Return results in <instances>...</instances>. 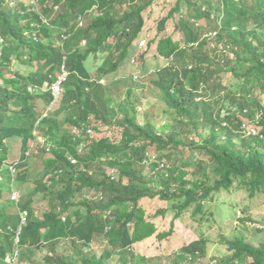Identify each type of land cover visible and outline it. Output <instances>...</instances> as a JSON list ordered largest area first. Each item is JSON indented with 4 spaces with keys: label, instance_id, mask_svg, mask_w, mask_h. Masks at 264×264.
<instances>
[{
    "label": "trees",
    "instance_id": "16d2710c",
    "mask_svg": "<svg viewBox=\"0 0 264 264\" xmlns=\"http://www.w3.org/2000/svg\"><path fill=\"white\" fill-rule=\"evenodd\" d=\"M155 1L0 0V168L5 163L24 166L36 156L44 170L22 202L20 197L11 199L9 170L10 178L0 176V262L18 247L45 248L44 264H109V250L97 260L88 255L96 238L114 251L129 253L132 245L154 235L159 241L170 237L174 222L190 208L196 222L208 223L209 203L234 185L252 199L264 193V105L254 95L258 88L259 95H264V0L252 7L233 0H177L159 21L157 29L163 32L166 23L185 9L176 24L182 43L163 37L156 46L168 64L156 72L154 85L169 114L178 120L176 128L162 134L147 122L141 124L131 106L120 109L122 117L116 119L117 113L110 108L113 99L100 84L128 57L143 31L144 13ZM78 17L89 18L79 30ZM69 33L75 35L71 42L66 39ZM213 41L217 45L212 49ZM99 55L104 56L102 65L93 78L86 63L90 56ZM62 64L68 76L61 85L65 110L61 121L45 109L43 114L35 102L50 106L51 88ZM224 74L237 81L236 88L215 99L218 89L225 88ZM241 118L256 127L257 135H246ZM66 124L71 134L63 132ZM98 125L121 129L120 141L93 139L92 130L98 131ZM199 130L206 136L198 142L183 136H196ZM37 132L49 138L48 146L37 155L25 156ZM8 141L20 143L16 162L7 161ZM152 148L155 153L188 150L190 157L180 159V166L167 163L164 171L155 163L148 164L155 172L147 179L141 171ZM69 156L82 163L84 170L71 164ZM90 163H96L95 170L89 169ZM111 170L116 179L111 178ZM64 175L69 177L64 179ZM15 177L19 184L27 181L24 172ZM46 178L50 184L44 182ZM55 184L61 189L54 193ZM156 186L160 189L155 190ZM87 190L101 198L94 201L93 195L83 193ZM38 193L54 200L42 215L31 208ZM155 198L167 203L155 215L173 216L167 231L158 232L141 204ZM62 241L72 247L70 255H57ZM208 243L202 235L186 243L174 254L173 264H200L207 256ZM225 245L229 256L219 264H264L263 245L254 247L241 237ZM119 260V264H147L145 257L132 253Z\"/></svg>",
    "mask_w": 264,
    "mask_h": 264
},
{
    "label": "rangeland",
    "instance_id": "374dc122",
    "mask_svg": "<svg viewBox=\"0 0 264 264\" xmlns=\"http://www.w3.org/2000/svg\"><path fill=\"white\" fill-rule=\"evenodd\" d=\"M13 1H15V3L18 2V0ZM21 1L28 3V0ZM233 1L237 3L242 1L244 5L252 7L259 0ZM176 2L177 0L155 1V4L144 13L145 22L143 31L133 42L128 57H126L125 61L119 66L116 72L112 74L110 73L100 80V84L106 88L105 92L113 99L110 108L117 113L116 119H121L122 117L120 109L123 107L130 109L129 106H131L134 108L135 113L134 111L133 113L141 124L147 122L153 125L157 133L160 134L172 131L177 127L178 122V120L167 111L166 104L161 98L160 91L154 85L156 72L168 64L167 60L158 55L156 50L157 42L163 37H171L174 41L182 43V33L177 30L176 24L180 14H186L184 13L185 9L182 13H176L174 17L166 23L163 32H159L157 29L159 21L168 15ZM84 22L88 23L89 18L86 19V21L84 19ZM201 25L203 26V24ZM77 30H79V28H77ZM76 33L77 31L75 32V35ZM73 35L74 34L69 33L66 38L68 42H71L74 39L75 35ZM205 36H208V34L205 33ZM138 40L147 41L148 46L146 50L137 48L136 43ZM215 45L217 44L213 41L210 47L213 49ZM79 47L82 50L85 48V42L83 40L80 41ZM103 57L104 56L102 55H99L96 58L90 56L86 63L90 75L93 78L97 75V68L102 65ZM222 78V85L225 88L223 90L218 89L213 96L215 99H217L222 93L228 92L227 90H234L236 88L237 81L234 78L225 74L222 75ZM258 89H254V95L258 96V99L262 102V105H264V95H259ZM35 103L39 111L45 109L46 112L53 114L52 116L57 117L61 121L64 118L65 110L63 108L64 104H62V95L57 101L52 102L50 106H47L40 100H37ZM44 113L45 112H43V114ZM241 120L245 123L246 128H253L254 125H252L247 119L241 118ZM97 128L98 131L92 130L93 139L98 140L101 138H107L116 144L120 141L122 131L118 127L98 125ZM62 130L63 132L67 131L68 134H71L72 131L71 126L68 124H66ZM181 130L182 128L179 127V131ZM63 132H60V134L62 135ZM41 134V132L35 133V140L29 143V146H32L31 154L33 155H37V153L42 152L44 149L43 147L46 148L48 146L47 142L49 141V138L42 136ZM191 134L183 133V136L191 137L195 142H198L201 137L206 136V132H203V130H199L196 136ZM7 146L10 148V155L7 161L9 163L16 162L21 155L19 141H8ZM41 147L43 149H40ZM153 151L152 148L147 153L155 154ZM156 155L171 166L175 164L180 166V159L190 157V152H188V150H180L176 152L167 151L162 153L159 152ZM45 156L47 157L49 154ZM168 157L172 158L171 161L167 159ZM197 157H199L200 160H206L199 155H197ZM42 163L41 159L39 160L35 156L24 166L17 167L19 174L24 172L27 176V181L22 184H19L16 178L13 177V187L20 195V202L25 199L27 191L32 190L34 183L41 179L42 174L44 173ZM144 165L146 166L142 169L141 173H145L146 178L148 179V175L155 171L153 167L148 166V164ZM89 166L90 170H95L96 163H90ZM10 167L9 164L5 163V166L0 168V176L8 178V168L10 169ZM13 173L12 176L15 175V172ZM63 177L64 179H67L69 176L64 175ZM235 186L236 185H234L230 192H222L216 195L215 200L209 203V211L212 213V216H210L208 223L196 222L191 216L193 209L190 208L174 222V232L170 237L164 241H159L154 235L141 243L132 245L129 253L145 257L147 259V264H173L172 261L174 254L180 253L182 247L186 243L196 240L202 235L208 239L209 243L207 256L200 262V264H219L223 257L229 256L225 241H233L236 238L241 237L254 247H259L261 245L264 246V231H261L264 229V193H259L252 199L248 196L247 191L237 189ZM60 187L61 185L58 184L52 186L54 193L60 190ZM175 187L176 185H173V188ZM154 189L159 190L160 186H156ZM83 193H86V195H93L94 201H98V197L93 194L94 192L87 190ZM77 199H81V194L77 196ZM53 203L54 200L48 197V195L38 193L33 198L31 208L35 214L42 215L51 209V204ZM141 204L145 209L146 217L156 225L158 232L167 231L169 229L173 216L170 214H166L165 217L155 215L158 209L167 207L166 202L155 198L152 200H144ZM106 250L111 251L109 264H119V262H122L119 260L120 257H122L123 260L129 257V253L127 252L121 253L109 248L106 241L101 238H96V240H94L90 246V252L88 255L97 260ZM71 251L72 247L69 242L62 241L58 246L57 255H70ZM46 254L47 252L45 248L41 251L30 248H21L19 260L16 264H44L43 257Z\"/></svg>",
    "mask_w": 264,
    "mask_h": 264
},
{
    "label": "clouds",
    "instance_id": "9594fccd",
    "mask_svg": "<svg viewBox=\"0 0 264 264\" xmlns=\"http://www.w3.org/2000/svg\"><path fill=\"white\" fill-rule=\"evenodd\" d=\"M78 20V25H77V28H81L82 26H83V24H84V19H81V18H77ZM80 23H81V25H80ZM76 28V29H77ZM68 37V36H67ZM144 41H146V40H144ZM139 42H140V40H138L137 41V48L138 49H140L139 47H138V44H139ZM146 45H147V41H146ZM146 48V47H145ZM144 48V49H145ZM141 50H143V49H141ZM65 72L66 73V76H65V79L63 80V81H59V78H60V76L62 75V72ZM67 76H68V72L66 71V69H65V65L64 64H62V66H61V73L59 74V76H58V79H57V82H56V84L55 85H58L59 86V88H60V95L55 99V97H54V95H53V87L55 86V85H53L52 86V88H51V92H52V97H53V100H52V102H54V101H57L58 99H59V97H61V95L63 94V90H62V87H61V85H62V83L66 80V78H67ZM60 82V83H59ZM101 83V82H100ZM91 131H87V133L89 134ZM31 151H32V146L25 152V156H28L30 153H31ZM77 151L79 152V153H81V151H82V148L81 147H79L78 149H77ZM71 159L72 160H74V163H72L71 162ZM68 160H69V162L71 163V164H75L76 166H77V168L79 169V170H84V166H83V164L82 163H80V162H78V160H76L73 156H69L68 157ZM11 167H10V169L8 168V170H9V173H11V179H12V181H13V177H15L16 176V174H17V168L14 166V165H10ZM11 169H12V171H11ZM13 172H15V175L14 176H12V174H14ZM116 176H117V174H116ZM59 177V176H58ZM16 178V177H15ZM47 179H45L44 180V182L46 183V184H50V182H47L46 181ZM18 193V191H16L15 189H14V187H13V183H12V187H11V195H12V193ZM18 195H19V193H18ZM19 197H20V195H19ZM19 199V198H18ZM18 201V200H17ZM25 212V211H24ZM24 212H22V214L24 213ZM26 213V212H25ZM63 218L64 217H62V220H63ZM64 220H65V218H64ZM63 220V221H64ZM19 229H20V231H21V227H19L18 228V231H17V235L20 233V231H19ZM17 240V239H16ZM17 253V255H16V257H15V259L11 262L10 260H11V257H13V255L14 254H16ZM19 253H20V249L18 248V247H16L14 250H13V252L12 253H10L9 255H7V257H6V259L4 260V262H0V264H16V261H17V259L19 258Z\"/></svg>",
    "mask_w": 264,
    "mask_h": 264
},
{
    "label": "built area",
    "instance_id": "2783aa9c",
    "mask_svg": "<svg viewBox=\"0 0 264 264\" xmlns=\"http://www.w3.org/2000/svg\"><path fill=\"white\" fill-rule=\"evenodd\" d=\"M80 25H81V23H80ZM138 47L140 48V49H144L145 47H146V41H144V40H141L140 42H139V44H138ZM65 76H66V73L63 71L62 72V75L60 76V78H59V81H63L64 79H65ZM60 83V82H59ZM53 95H54V97H55V99L60 95V88H59V86L58 85H55L54 87H53ZM244 130H245V133H246V135L247 136H250V135H257V130H256V127H254L253 126V128H246V126L244 125ZM157 153H155V154H146V159H145V161L143 162V164H151V163H155V164H157L158 165V170L160 171H164L165 170V168H168V164H167V162H165V161H163V160H159L160 159V157H158L157 155H156ZM71 162L72 163H74V160H72L71 159ZM116 172L114 171V170H111L110 171V176H111V178L112 179H116ZM96 197H98V199H100L101 198V194H97L96 195ZM18 198H19V195H18V193H12V195H11V199L13 200V201H17L18 200ZM26 215V213L24 212L22 215H21V217H22V222H24V216ZM107 215L108 214H106V215H104V219H106L107 218ZM63 220H64V218H63ZM19 231H20V229H19ZM16 255H17V253L16 254H14L13 255V257H11V262L15 259V257H16Z\"/></svg>",
    "mask_w": 264,
    "mask_h": 264
}]
</instances>
